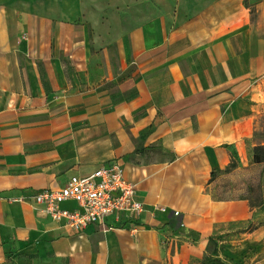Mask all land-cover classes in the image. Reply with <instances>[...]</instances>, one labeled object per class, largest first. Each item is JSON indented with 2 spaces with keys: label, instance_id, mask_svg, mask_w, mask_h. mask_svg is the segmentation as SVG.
<instances>
[{
  "label": "crops",
  "instance_id": "0c3cea01",
  "mask_svg": "<svg viewBox=\"0 0 264 264\" xmlns=\"http://www.w3.org/2000/svg\"><path fill=\"white\" fill-rule=\"evenodd\" d=\"M68 3L85 6L0 0V264H202L258 213L217 185L260 166L264 0L256 21L246 0H211L93 39ZM114 160L146 206L136 232H77L29 198Z\"/></svg>",
  "mask_w": 264,
  "mask_h": 264
},
{
  "label": "rangeland",
  "instance_id": "374dc122",
  "mask_svg": "<svg viewBox=\"0 0 264 264\" xmlns=\"http://www.w3.org/2000/svg\"><path fill=\"white\" fill-rule=\"evenodd\" d=\"M79 0H70V2ZM85 6L70 4L59 6L67 15H74L78 25L82 20L90 29L91 38L98 31L118 30L123 32L141 25L145 21L173 15L187 6L197 9L211 0H83ZM263 0H246L254 21L259 18V4ZM93 39V38H92ZM256 138L264 144V119L260 120ZM236 170L230 176H222L217 185L219 197L244 196L256 202L264 189L258 187L261 167ZM236 167V166H235ZM262 192V193H261ZM258 213L244 233L234 232L227 237L212 240L208 245L202 264H264V206L253 208ZM256 211V212H257Z\"/></svg>",
  "mask_w": 264,
  "mask_h": 264
},
{
  "label": "built area",
  "instance_id": "2783aa9c",
  "mask_svg": "<svg viewBox=\"0 0 264 264\" xmlns=\"http://www.w3.org/2000/svg\"><path fill=\"white\" fill-rule=\"evenodd\" d=\"M29 198L52 220L62 222L77 232L90 225H99L104 231H109L117 224H127L131 231L136 232L140 226L138 221L146 210L138 198L137 185L126 178L125 168L118 160L88 175H74L59 188L35 191ZM69 201L75 206L63 207ZM155 209L169 212L165 206H156ZM170 212L174 217L181 214L178 210Z\"/></svg>",
  "mask_w": 264,
  "mask_h": 264
},
{
  "label": "trees",
  "instance_id": "16d2710c",
  "mask_svg": "<svg viewBox=\"0 0 264 264\" xmlns=\"http://www.w3.org/2000/svg\"><path fill=\"white\" fill-rule=\"evenodd\" d=\"M253 157H254V162L256 164H258V165L264 164V144L257 145L254 147ZM236 165H237L236 161L233 160V162L231 163V165L229 167L233 168ZM263 172H264V166L260 168L259 173H258V187L260 189H262L261 177L263 175ZM248 200L250 202L251 208H262L264 206V198H263L262 194L260 195L259 199L256 202H252V201H250V199H248Z\"/></svg>",
  "mask_w": 264,
  "mask_h": 264
}]
</instances>
